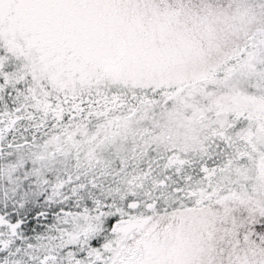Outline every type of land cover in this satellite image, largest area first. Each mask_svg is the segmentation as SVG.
I'll use <instances>...</instances> for the list:
<instances>
[{"label": "snow or ice", "instance_id": "snow-or-ice-1", "mask_svg": "<svg viewBox=\"0 0 264 264\" xmlns=\"http://www.w3.org/2000/svg\"><path fill=\"white\" fill-rule=\"evenodd\" d=\"M0 264H264V0H0Z\"/></svg>", "mask_w": 264, "mask_h": 264}]
</instances>
